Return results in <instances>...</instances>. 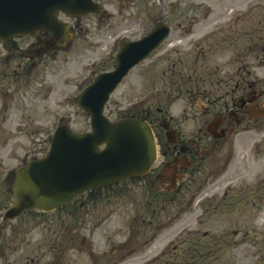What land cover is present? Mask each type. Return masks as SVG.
Wrapping results in <instances>:
<instances>
[{
    "label": "rangeland",
    "instance_id": "rangeland-1",
    "mask_svg": "<svg viewBox=\"0 0 264 264\" xmlns=\"http://www.w3.org/2000/svg\"><path fill=\"white\" fill-rule=\"evenodd\" d=\"M97 1L102 17L68 19L75 34L69 48L4 66L0 215L10 201L5 175L44 155L59 123L88 130L78 93L112 68L124 39L139 38L152 22L167 23L169 37L129 71L104 112L111 120L138 109H151L159 119L169 113L185 139L195 141V164L188 158L183 170L174 162L166 170L160 165L168 149L163 153L157 142L164 134L156 120L157 158L149 172L0 223V264H264V0ZM29 61L35 69L17 88L9 80L12 69ZM256 75L262 85H253ZM252 95L262 110L256 119L234 125L231 116L235 130L221 139L203 132L215 110L225 112L221 127H228L223 105Z\"/></svg>",
    "mask_w": 264,
    "mask_h": 264
},
{
    "label": "water",
    "instance_id": "water-1",
    "mask_svg": "<svg viewBox=\"0 0 264 264\" xmlns=\"http://www.w3.org/2000/svg\"><path fill=\"white\" fill-rule=\"evenodd\" d=\"M56 10L68 15L97 14L99 6L91 0H0V41L39 29L50 30L57 39L64 29L55 22ZM167 34L168 27L158 24L141 39L122 44L113 70L98 74L78 96V106L89 116L90 131L78 135L65 124L58 126L47 155L15 172L12 201L3 221L24 210H51L87 188L148 169L155 156L149 126L130 117L109 121L103 106L128 70Z\"/></svg>",
    "mask_w": 264,
    "mask_h": 264
},
{
    "label": "flooded vegetation",
    "instance_id": "flooded-vegetation-1",
    "mask_svg": "<svg viewBox=\"0 0 264 264\" xmlns=\"http://www.w3.org/2000/svg\"><path fill=\"white\" fill-rule=\"evenodd\" d=\"M67 19V22H68V17H66ZM50 33L49 32H46V31H42V32H38L36 33L35 35H33L31 37L32 39V42H29V44H27V48L25 47H22V45L18 42H16L15 40H10L8 41L7 43H3V44H0V55L2 54V52H6V54H8V56L5 58V61L2 62V63H5L6 65H9V59H13V58H19L16 62H15V66H20L21 63L19 62V60H23V59H26V57H28L27 55L30 53V51L28 49H30L31 47H33L34 45H36L37 43H40L42 40H44L45 38H48L50 37ZM68 47V46H67ZM23 49H25V52H21ZM27 49V50H26ZM51 51V50H49ZM48 51V52H49ZM41 55H45V54H38V55H35V54H32L29 59H33V58H37L39 59V57ZM25 57V58H24ZM1 61H0V78H2L3 76H6L5 74L7 73L6 70H2L1 69L4 67V64H2ZM33 66H35V64H33ZM23 69H25V65L23 63ZM14 72H15V68L12 69ZM17 75V73H15ZM168 125V128H169V124ZM173 128V127H171ZM179 136V134H178ZM179 141H180V138L178 137ZM181 142V141H180ZM190 143V141H189ZM168 151H165V154H174V156L172 157V159L174 161L178 160V156H179V152L176 150V144L174 145H166ZM189 148V147H188ZM188 153H190V149L188 151Z\"/></svg>",
    "mask_w": 264,
    "mask_h": 264
},
{
    "label": "trees",
    "instance_id": "trees-1",
    "mask_svg": "<svg viewBox=\"0 0 264 264\" xmlns=\"http://www.w3.org/2000/svg\"><path fill=\"white\" fill-rule=\"evenodd\" d=\"M141 116H143V117H144V116H145V114H144V113H141Z\"/></svg>",
    "mask_w": 264,
    "mask_h": 264
}]
</instances>
